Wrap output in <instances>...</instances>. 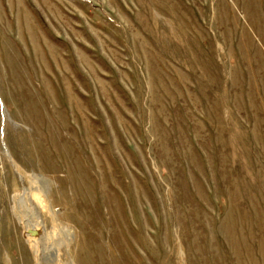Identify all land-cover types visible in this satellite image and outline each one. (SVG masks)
Instances as JSON below:
<instances>
[{"label": "rangeland", "instance_id": "rangeland-1", "mask_svg": "<svg viewBox=\"0 0 264 264\" xmlns=\"http://www.w3.org/2000/svg\"><path fill=\"white\" fill-rule=\"evenodd\" d=\"M0 264H264V0H0Z\"/></svg>", "mask_w": 264, "mask_h": 264}, {"label": "bare ground", "instance_id": "bare-ground-1", "mask_svg": "<svg viewBox=\"0 0 264 264\" xmlns=\"http://www.w3.org/2000/svg\"><path fill=\"white\" fill-rule=\"evenodd\" d=\"M39 224V223H38ZM33 232V231H32ZM32 235V234H31Z\"/></svg>", "mask_w": 264, "mask_h": 264}]
</instances>
